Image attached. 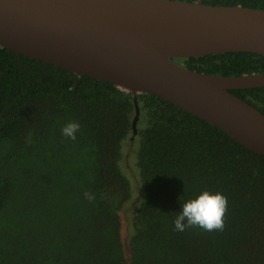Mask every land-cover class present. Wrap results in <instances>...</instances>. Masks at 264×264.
Segmentation results:
<instances>
[{"label": "trees", "instance_id": "1", "mask_svg": "<svg viewBox=\"0 0 264 264\" xmlns=\"http://www.w3.org/2000/svg\"><path fill=\"white\" fill-rule=\"evenodd\" d=\"M172 60L264 73L253 52ZM232 92L264 114V87ZM138 103L131 148L132 92L0 46V264H264V156L169 101ZM71 120L75 141L61 133ZM204 190L227 195L224 229L174 231L181 203Z\"/></svg>", "mask_w": 264, "mask_h": 264}, {"label": "water", "instance_id": "2", "mask_svg": "<svg viewBox=\"0 0 264 264\" xmlns=\"http://www.w3.org/2000/svg\"><path fill=\"white\" fill-rule=\"evenodd\" d=\"M0 46L171 102L264 156V114L232 92L264 73L209 74L172 58L264 56V9L187 0H0Z\"/></svg>", "mask_w": 264, "mask_h": 264}, {"label": "clouds", "instance_id": "3", "mask_svg": "<svg viewBox=\"0 0 264 264\" xmlns=\"http://www.w3.org/2000/svg\"><path fill=\"white\" fill-rule=\"evenodd\" d=\"M82 130L80 122L68 121L62 128L64 137L75 141L77 133ZM85 197L93 202L95 194L85 191ZM144 202V201H143ZM228 212V197L220 191H202L193 199L181 203V210L176 212L174 231L183 232L190 228H199L203 231H222Z\"/></svg>", "mask_w": 264, "mask_h": 264}, {"label": "rangeland", "instance_id": "4", "mask_svg": "<svg viewBox=\"0 0 264 264\" xmlns=\"http://www.w3.org/2000/svg\"><path fill=\"white\" fill-rule=\"evenodd\" d=\"M125 146V145H124ZM125 149H126V146H125ZM129 157V156H128ZM120 165H121V168L124 166V158H122L121 162H120ZM123 170V168H122ZM132 171V170H131Z\"/></svg>", "mask_w": 264, "mask_h": 264}]
</instances>
